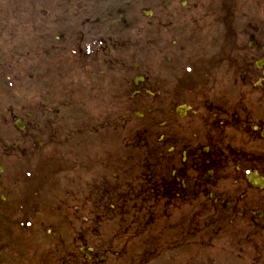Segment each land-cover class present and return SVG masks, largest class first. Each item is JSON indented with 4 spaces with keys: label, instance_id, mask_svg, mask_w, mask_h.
I'll list each match as a JSON object with an SVG mask.
<instances>
[{
    "label": "flooded vegetation",
    "instance_id": "1",
    "mask_svg": "<svg viewBox=\"0 0 264 264\" xmlns=\"http://www.w3.org/2000/svg\"><path fill=\"white\" fill-rule=\"evenodd\" d=\"M133 1L0 8V264H264V0ZM53 195L50 235L121 216L30 238Z\"/></svg>",
    "mask_w": 264,
    "mask_h": 264
},
{
    "label": "rangeland",
    "instance_id": "2",
    "mask_svg": "<svg viewBox=\"0 0 264 264\" xmlns=\"http://www.w3.org/2000/svg\"><path fill=\"white\" fill-rule=\"evenodd\" d=\"M88 2H93L94 0H86ZM104 4H110V5H114V6H119L121 3H126L128 5H132V2L130 0H104L103 2ZM39 5L40 4V0H0V8L5 10L6 15H8V13H13V15H20L22 17V20L26 21L29 20L30 17L33 14V10L35 5ZM257 6V4H256ZM259 7V5H258ZM255 9V7L253 8ZM14 11H16V13H14ZM107 24L105 23L104 25V29L106 30L107 28ZM27 27V26H26ZM29 29L26 28L24 30V32L28 31ZM32 38H28V37H23V53H24V58L25 54L27 53H31V49H32V42L30 41ZM15 45V41L11 44V46ZM27 59V58H26ZM30 73V72H29ZM92 184L90 183V181H88L87 186H91ZM117 199H113V198H104L103 199V209H105V212H100L101 217H103L104 219V223L106 226H99L96 224V222L94 221L96 218V215H90L88 216L90 218L89 221V230L83 231L81 233H79V231H74L71 235L70 238H81V234H87V237L90 238V240H94L97 239L99 237L100 233H104L105 237H108V235L111 233V231H104V229L108 226H112L113 223H117V217H120L121 214H117L116 212V204H117ZM123 201V200H121ZM87 202L90 203H94L95 199H89L87 200ZM188 208H185L184 212L187 213ZM108 212V213H107ZM78 221H80V218L78 219ZM189 221L190 218H185L183 226H184V230L188 228L189 226ZM93 226H95V230H93ZM78 230V229H77ZM33 236V235H32ZM39 238V237H38ZM69 238V239H70ZM139 243L142 241L144 242L145 239H142V236L138 239ZM104 253H107L108 251L112 250V247L110 246H105L104 248ZM112 252V251H111ZM107 261H109L112 256L109 255V253H107ZM164 257V254H162L161 258ZM115 262L116 264H131L128 262H119L118 263V259L116 260H110L109 262ZM160 260L156 261V262H151L149 264H158ZM132 264H137V263H132Z\"/></svg>",
    "mask_w": 264,
    "mask_h": 264
}]
</instances>
